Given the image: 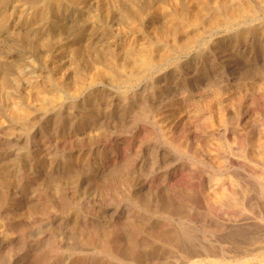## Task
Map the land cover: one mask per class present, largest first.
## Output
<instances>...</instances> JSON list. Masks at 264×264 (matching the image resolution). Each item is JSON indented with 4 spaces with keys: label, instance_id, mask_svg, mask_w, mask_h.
I'll return each mask as SVG.
<instances>
[{
    "label": "rangeland",
    "instance_id": "rangeland-1",
    "mask_svg": "<svg viewBox=\"0 0 264 264\" xmlns=\"http://www.w3.org/2000/svg\"><path fill=\"white\" fill-rule=\"evenodd\" d=\"M28 1L10 0L0 7L1 76L7 81L0 93V117L8 120L0 128V252L4 255L0 253V264H26L28 251L35 256L33 264H136L100 252L108 236L114 251L121 248L120 237L111 234L114 231L135 244L141 259L150 264H188L176 243L155 241L149 230H136L137 225L166 228L173 235L185 232L195 244L219 251L224 246L226 260L231 258L228 262H233L234 252L244 260L254 255L255 242L264 240V199L258 196L256 179L257 172L264 179V0H248L263 4L255 16L216 27L207 24L223 1L230 0H201L208 22L192 28L177 20L179 40L200 29L198 42L181 51L174 49L170 38L152 34L149 8L162 0H116L112 10L116 25L111 27L104 24L101 12L107 0L75 4L60 0L56 2L59 15L47 6L51 0ZM168 1L163 2L170 4L169 12L176 10L180 15L178 9L188 7L187 0ZM41 6L46 14L33 13ZM131 10L138 12L126 19V11ZM157 20L168 21L167 17ZM69 33H77L79 43L107 48L101 59L115 60L118 65L128 58L123 51L130 45L137 50L147 40L156 42L155 50L170 46L175 51L158 69L153 67L137 78L122 71L116 79L104 72L93 77V62L100 57L97 60L95 55L87 57L81 50L64 47V40L72 38ZM36 84L44 93L31 99L29 93L36 92ZM13 101L28 107V116H35L14 122L10 117ZM217 141L224 144L220 161ZM187 142L193 143L191 149ZM212 174L223 176L226 186L239 192L242 207L205 201L217 188Z\"/></svg>",
    "mask_w": 264,
    "mask_h": 264
},
{
    "label": "bare ground",
    "instance_id": "bare-ground-1",
    "mask_svg": "<svg viewBox=\"0 0 264 264\" xmlns=\"http://www.w3.org/2000/svg\"><path fill=\"white\" fill-rule=\"evenodd\" d=\"M7 1H10V0H0V7H2V6H5V4H6V2ZM20 1V0H19ZM21 1H23V0H21ZM30 2H31V0H29ZM28 1V2H29ZM47 1H49V0H47ZM53 1V2H52ZM60 2V0H51V2H50V4L49 3H47V6H50L51 5V7L53 8V13L54 14H58L59 15V11H60V5H59V3L58 4H56V2ZM61 1H64V3L65 4H75V3H77V2H79V1H84V0H61ZM91 1V0H90ZM103 1V0H102ZM134 1V0H133ZM141 1V0H140ZM149 1V0H148ZM164 0H162V1H159V2H156V4H154V6L152 7V8H149V9H151L150 10V12H149V14L148 15H151V18L152 19H150V18H148V19H150V20H152L150 23H152L151 25H152V34H154V35H156L157 37H159V38H170L172 41H173V47H174V49H177V50H179V51H181V50H184V49H188V48H190V46L191 45H193V44H195L196 42H198V40H199V35H198V33H199V30L200 29H198V31H196L197 33H195L194 35H192L191 36V34L193 33H190V35L189 36H187V37H185V39L184 40H179L178 39V28H179V26H178V28L176 27V24L178 23L177 22V20L178 21H180V23L182 24V25H186V26H191L192 28H193V26L195 27V26H199L200 24H203L204 22H208V21H206L205 19H204V17H203V11H204V9H203V2L201 1V0H187V2H188V4H187V6L188 7H185L184 6V4H183V2H182V5L184 6L183 7V10H182V8L180 7V9L181 10H179L178 9V12L180 11V15L179 14H176V10L175 9H173V10H175L174 12L172 11H168V10H166V8L170 5H168V6H166L165 4H164V2H163ZM170 1V0H169ZM168 1V2H169ZM252 1V0H251ZM251 1H249L248 2V0L246 1V0H230V1H223V3L221 4V6L219 7V9H218V11L215 13V15H213V17H211L210 19L211 20H209V22H208V26H210V27H216V26H220V25H223V24H226L229 20H235V21H237L236 19H238V18H240V17H245V16H251V17H253V15L255 16V14L257 13V12H259V9H260V6H262L261 4H259V6H258V2H257V4L254 2V3H251ZM255 1V0H254ZM17 2V1H16ZM36 2V1H35ZM146 2H147V0H146ZM174 2V1H173ZM204 2H206V0L204 1ZM264 2V1H263ZM21 3V2H20ZM37 3V2H36ZM36 3H30L31 4V8L32 7H36L35 6V4ZM43 3V2H42ZM91 3V2H90ZM142 3V2H141ZM145 3V2H144ZM143 3V4H144ZM170 3V2H169ZM177 3V2H176ZM16 4H18V3H16ZM25 4V3H24ZM23 4V5H24ZM43 4H46V3H43ZM42 4V5H43ZM49 4V5H48ZM100 4V3H99ZM150 4V3H149ZM180 4V3H179ZM217 4H219V3H217ZM28 5V4H27ZM80 5V4H79ZM115 5H116V0H107V1H105V3L103 4V10L101 11L102 13H103V22H104V24L107 26V27H111L112 25H114L115 23H116V21H114V19H113V17H112V10L115 8ZM122 5V4H121ZM128 5H129V3H128ZM139 5V4H138ZM147 6H148V4H146ZM173 5H176V4H173ZM181 5V4H180ZM206 5V4H205ZM207 5H208V3H207ZM44 6V5H43ZM63 6V5H62ZM74 6V5H73ZM140 6V5H139ZM152 6V5H151ZM166 6V7H165ZM209 6V5H208ZM12 7V6H11ZM10 6H9V8H11ZM20 7H21V5H20ZM28 7H30L29 5L27 6V8ZM38 7V6H37ZM40 7V6H39ZM38 7V8H39ZM206 7V6H205ZM217 7V8H218ZM263 7H264V5H263ZM43 7L41 6V9H36V8H34L35 9V11L33 12V13H37V14H39V15H44V14H46V12H44V8L42 9ZM47 8H49L50 9V7H46V9ZM92 8V7H91ZM209 8H210V6H209ZM213 8V10L215 9V7H212ZM212 8L210 9V10H212ZM5 9V8H4ZM8 9V8H7ZM29 9V8H28ZM48 9V10H49ZM123 9H124V7H123ZM203 9V10H202ZM78 10V9H77ZM99 10H100V8H98V9H96V11H95V13H94V15L96 16V13L97 12H99ZM127 10V9H126ZM209 10V11H210ZM262 10H263V8H262ZM29 10H26V12H28ZM75 11V10H74ZM115 11V10H114ZM117 11V10H116ZM25 12V13H26ZM48 12V11H47ZM138 12V11H137ZM135 10L132 12V10L131 11H126V13H128V15H129V17L127 16V14H126V19H128V18H131V17H134V15H136V13H137ZM213 12V11H212ZM260 12H262L261 10H260ZM49 13V12H48ZM70 13V12H69ZM90 13V12H89ZM118 13V12H117ZM7 14V13H6ZM147 14V13H146ZM212 14V13H211ZM73 15V14H72ZM118 15V14H117ZM140 15H142V14H140ZM177 15H179V16H177ZM206 17H207V14H204ZM74 16V15H73ZM116 16V15H115ZM114 16V17H115ZM138 17H139V14L137 15ZM144 16H146V15H144ZM212 16V15H211ZM264 16V15H263ZM166 18L167 17V22H158L159 20H157L158 18ZM250 17V18H251ZM257 18H258V16H256ZM261 17V16H260ZM44 18V17H43ZM91 18V17H90ZM247 18V17H246ZM246 18L244 19V21L246 20ZM256 18V19H257ZM14 19V18H13ZM17 19V18H16ZM91 19H93V18H91ZM241 19V18H240ZM239 19V20H240ZM254 19V18H253ZM46 20V19H45ZM56 20V19H55ZM63 20V19H62ZM81 20V19H80ZM79 20V21H80ZM117 20V19H116ZM120 20V19H119ZM149 20V21H150ZM161 20V19H160ZM255 20V19H254ZM261 20V19H260ZM94 21V20H93ZM251 21V20H250ZM75 22V21H74ZM127 22H129L128 20H127ZM147 22V21H146ZM254 22V21H253ZM15 23V22H14ZM36 23H37V21H36ZM68 23V22H67ZM77 23V22H76ZM80 23V22H79ZM78 23V24H79ZM130 23V22H129ZM145 23V22H144ZM239 23V22H238ZM237 23V24H238ZM242 23V22H241ZM245 23H247V22H245ZM132 24H133V22H132ZM138 24H140V23H138ZM263 24V23H262ZM35 25V24H34ZM116 25V24H115ZM124 25H125V23H124ZM135 25V24H134ZM133 25V26H134ZM228 25H229V23H228ZM228 25H227V28H228ZM233 25V24H232ZM241 25V24H240ZM248 25V24H247ZM70 26V25H69ZM77 26V25H76ZM122 26V25H121ZM120 26V27H121ZM139 26V25H138ZM137 26V27H138ZM226 26V25H225ZM230 26H231V24H230ZM244 26V25H243ZM23 27V26H22ZM135 28H137L136 27V25L134 26ZM12 28V27H11ZM13 28H14V26H13ZM25 28V27H24ZM27 28V27H26ZM52 28V27H51ZM58 28V27H57ZM56 28V29H57ZM63 28V27H62ZM84 28V27H83ZM86 28V27H85ZM88 28V27H87ZM135 28H133V30L132 31H134V29ZM187 28V27H186ZM238 27H236V29H237ZM43 29V28H42ZM75 29V28H74ZM150 29V28H149ZM202 29V28H201ZM210 29V28H209ZM215 29L216 28H214V31H215ZM231 29V28H230ZM15 30V29H14ZM70 30V29H69ZM68 30V31H69ZM126 31H127V29H125ZM189 30V29H188ZM196 30V29H195ZM203 30V29H202ZM225 30V29H224ZM228 30V29H227ZM240 30V29H239ZM17 31V30H16ZM30 31V30H29ZM39 31V30H38ZM66 31V30H65ZM93 31V30H92ZM182 31H184V30H182ZM204 31H208V30H205V28H204ZM204 31H203V33H204ZM211 31V30H210ZM213 31V32H214ZM233 31V30H232ZM21 32H22V30H21ZM137 32V31H136ZM180 32V31H179ZM186 32V31H185ZM217 32V31H216ZM248 32V31H247ZM43 33V32H42ZM90 33V32H89ZM128 33V32H127ZM189 33V32H188ZM201 33H202V31H201ZM202 33V34H203ZM206 33V32H205ZM209 33V32H208ZM211 33V32H210ZM241 33H242V31H241ZM24 34V33H23ZM22 34V35H23ZM31 34V33H30ZM29 34V35H30ZM57 34V33H56ZM70 34V33H69ZM83 34V33H82ZM126 34V33H125ZM129 34V33H128ZM182 34V33H181ZM186 34V33H185ZM239 34H240V32H239ZM244 34H245V32H244ZM243 34V35H244ZM18 35V34H17ZM25 35V34H24ZM71 35V34H70ZM70 35H69V37H70ZM79 35V34H78ZM88 35V34H87ZM92 35V34H91ZM150 35V34H149ZM204 35V34H203ZM246 35V34H245ZM26 36V35H25ZM32 36V35H31ZM38 36V35H37ZM36 36V37H37ZM59 36V35H58ZM93 36V35H92ZM118 36H120V35H118ZM184 36V35H183ZM230 36V35H229ZM233 36H236V35H233ZM240 36H241V34H240ZM46 37V36H45ZM61 37V36H60ZM71 37L72 38H74V39H68V40H64V42H63V44L64 45H66V46H64V47H66V48H68L69 50L71 49L73 52L74 51H76V50H81L82 52H83V54H85L87 57H91V56H96V58H97V60H98V58L102 55V54H104V51L107 49V48H105V50H102V48H100V49H95L96 47V43L95 44H93V43H79L78 42V39L76 38L77 37V33L75 34V35H71ZM131 37V36H130ZM147 37V36H146ZM232 37V36H231ZM230 37V38H231ZM41 38V37H40ZM51 38H52V35H51ZM58 38V37H57ZM184 38V37H183ZM201 38V37H200ZM203 38V37H202ZM241 38V37H240ZM243 38H245L244 36H243ZM27 39V38H26ZM42 39V38H41ZM54 39H55V37H54ZM219 39H221V38H219ZM225 39V38H224ZM242 39V38H241ZM60 40V39H59ZM86 41H87V39H85ZM147 40V39H146ZM200 40H202V39H200ZM223 40V39H222ZM226 40V39H225ZM61 41V40H60ZM90 41V40H89ZM97 41V40H96ZM133 41H134V39H133ZM143 41V40H142ZM169 41V40H168ZM220 40H218V42H219ZM40 42V41H39ZM57 42V41H56ZM62 42V41H61ZM129 42H130V39H129ZM136 42H138L137 40H136ZM141 42V41H140ZM167 42V41H166ZM165 42V43H166ZM223 42V41H222ZM221 42V43H222ZM58 43V42H57ZM128 43V42H127ZM155 41H152V40H147V41H144L141 45H138L139 46V48H137V50H134L136 47V45L134 46L135 48L134 49H132V45H130V48H127L126 49V51H123V52H125V54H127V56H128V58H125V59H122L123 61L118 65L117 64V62L115 61V60H109L108 61V59H106V58H103V59H101V57L99 58V60L98 61H96V62H93V69H92V76L93 77H99L103 72L104 73H106L108 76H110V77H113L114 79H116V74H117V72L119 71V73H120V71H122V72H124V74H126L127 76H129L130 78H137L138 76H141V75H143L144 73H146V72H148V70L149 69H151V68H153V67H157V69H158V66H160L161 65V63L162 62H164V60L165 59H168L173 53L171 52V50L174 52L175 50L173 49V48H171L170 46L169 47H167V48H165V49H161V48H159V49H161V50H155ZM172 43V42H171ZM170 43V44H171ZM220 43V42H219ZM54 44V43H53ZM136 44V43H135ZM158 44V43H157ZM159 44H162V43H159ZM167 44H169V42H167ZM169 44V45H170ZM235 44V43H234ZM129 45V44H128ZM172 45V44H171ZM200 45V44H199ZM37 46V45H36ZM35 46V47H36ZM99 46V45H98ZM63 46H61V48H62ZM105 47V46H104ZM108 47V46H107ZM110 47V46H109ZM162 47H163V45H162ZM165 47V46H164ZM193 47V46H192ZM58 48V47H57ZM99 48V47H98ZM112 48V47H111ZM123 48H124V46H123ZM126 48V47H125ZM171 48V49H170ZM191 49V48H190ZM41 50V49H40ZM59 50V49H58ZM114 50V49H113ZM119 50V49H118ZM81 51H79V53L81 52ZM117 51V50H116ZM42 52V51H41ZM118 52V51H117ZM122 52V53H123ZM186 52H187V50H186ZM185 52V53H186ZM188 53V52H187ZM190 53V52H189ZM70 54V53H69ZM81 54V53H80ZM121 54V53H120ZM124 54V53H123ZM176 53H174V55H175ZM179 54V53H178ZM182 54V53H181ZM184 54V53H183ZM62 55V54H61ZM199 55V54H198ZM58 57H59V55H57ZM64 56V55H63ZM65 56H68V55H65ZM124 56V55H123ZM178 56V55H177ZM57 57V58H58ZM70 57V56H69ZM73 57V56H72ZM125 57V56H124ZM172 57V56H171ZM60 58V57H59ZM71 58V57H70ZM94 60V59H93ZM119 60V59H118ZM178 60H180V59H178ZM0 61H1V59H0ZM60 62V61H59ZM64 62V61H63ZM90 62H92V61H90ZM167 62V61H166ZM187 62V61H186ZM57 63V62H56ZM55 63V64H56ZM108 64H109V66H108ZM64 65V64H63ZM67 65V63H65V66ZM91 66H92V64H91ZM3 66H2V63H0V93H2L5 89H6V87H7V81L5 80L6 78L5 77H3V76H1L2 75V68ZM102 69V70H101ZM63 70V69H62ZM149 72H150V70H149ZM148 72V73H149ZM147 73V74H148ZM59 74H61V73H59ZM71 74V73H70ZM4 75V74H3ZM8 75V74H7ZM53 75V74H52ZM118 75V74H117ZM73 76V75H72ZM89 76H90V74H89ZM108 76H107V78H108ZM49 77V76H48ZM53 77V76H52ZM68 77V76H67ZM254 77V76H253ZM72 78V77H71ZM75 78H77V77H75ZM74 78V79H75ZM88 78V77H87ZM89 78H91V76L89 77ZM89 78H88V80H89ZM105 78V77H104ZM112 78V79H113ZM121 78V77H120ZM123 78H125V77H123ZM128 78V77H127ZM130 78H128V79H130ZM143 78V77H142ZM66 79V78H65ZM84 79V78H83ZM102 79V78H101ZM72 80V79H71ZM86 80V79H85ZM95 80H96V78H95ZM122 80V79H121ZM131 80V79H130ZM137 80V79H136ZM141 80V79H140ZM38 81H40L39 79H38ZM54 81V80H53ZM96 81H98V80H96ZM99 81H100V79H99ZM102 81V80H101ZM115 81H118V80H115ZM13 82V81H12ZM37 82V81H36ZM41 82V81H40ZM48 82V81H47ZM58 82V81H57ZM95 82V81H94ZM110 82V81H109ZM111 82H112V80H111ZM121 82V81H120ZM123 82V81H122ZM125 82V81H124ZM128 82V81H127ZM132 82V81H131ZM135 82V81H134ZM139 82V81H138ZM137 82V83H138ZM71 83H73V82H71ZM126 83V82H125ZM124 83V84H125ZM133 83V82H132ZM136 83V84H137ZM13 84V83H12ZM52 84V83H51ZM129 84H130V82H129ZM129 84H128V86H129ZM43 85V84H42ZM66 85V84H65ZM70 86L69 87H71V84H69ZM73 85H74V83H73ZM131 85V84H130ZM138 85H140V83L138 84ZM45 86V85H44ZM57 86H58V84H57ZM64 86V85H63ZM75 86V85H74ZM120 86V85H119ZM131 86H133V85H131ZM32 87V86H31ZM35 87H38V85L36 84L35 86H34V89H35ZM78 87H79V85H78ZM117 87H118V85H117ZM124 87V86H123ZM126 87H127V85H126ZM140 87V86H139ZM10 88V87H9ZM52 88H53V86H52ZM64 88H66V87H64ZM132 88V87H131ZM32 89V88H31ZM33 89V90H34ZM51 89V88H50ZM49 89V90H50ZM60 89V88H59ZM124 89V88H123ZM22 90H23V88H22ZM27 90V89H26ZM56 91H57V89H55ZM63 90V89H62ZM67 90V89H66ZM74 90H76V88L74 89ZM78 90V89H77ZM125 90V89H124ZM134 90V89H133ZM142 90V89H141ZM140 90V91H141ZM35 91V90H34ZM71 91V90H70ZM126 91V90H125ZM8 92V91H7ZM25 92V91H24ZM77 92V91H76ZM11 93V92H10ZM27 93V92H26ZM25 93V94H26ZM44 93V91H42L39 87H38V89L36 90V92H30L29 93V96L30 97H32L31 99H35L36 97H39L40 95H42ZM53 93H55V92H53ZM61 93H62V91H61ZM70 93V92H69ZM57 94V93H56ZM66 94V93H65ZM147 94V93H146ZM138 95V94H137ZM140 95V94H139ZM141 95H142V93H141ZM44 96V95H43ZM54 96V95H53ZM52 96V97H53ZM57 96V95H56ZM59 96V95H58ZM73 96V95H72ZM45 97H47V96H45ZM49 97H51L50 95H49ZM140 97V96H139ZM142 97V96H141ZM145 97V96H144ZM11 98V97H10ZM22 98V97H21ZM48 98V97H47ZM59 98H61L60 96H59ZM52 99V98H51ZM178 99V98H177ZM4 100V99H3ZM18 100V99H17ZM42 100V99H41ZM56 100V99H55ZM52 101V100H51ZM146 102H145V104L147 103V100H145ZM175 101H177V100H175ZM229 101V100H228ZM234 101H236V100H234ZM19 102V101H18ZM18 102H14L13 101V103H11L10 102V104H12V107H11V115H10V117H12L14 120V122H16V120L17 121H20V120H23L24 121V119H26L27 117H30L31 115H33V113H31V115H27V109H29L28 107H27V109L24 107V105L22 106L21 104H19ZM46 102H47V99H46ZM50 102V101H49ZM230 102V101H229ZM232 102V101H231ZM6 103V102H5ZM9 103V102H8ZM29 103V102H28ZM168 103V102H167ZM175 103V102H174ZM177 103H178V101H177ZM182 103V102H181ZM238 103H240L239 101H238ZM24 104H25V102H24ZM230 104V103H229ZM29 105V104H28ZM179 105H181V104H179ZM231 105V104H230ZM234 105V104H233ZM236 105H237V103H236ZM30 106V105H29ZM238 106V105H237ZM173 107H175V105H173ZM32 108V107H31ZM34 109H36L35 107H33ZM178 108V107H177ZM33 110V109H32ZM32 110H31V112H32ZM37 110V109H36ZM38 111V110H37ZM29 112V111H28ZM142 112V111H141ZM141 112H139V114H141ZM7 113V112H6ZM30 113V112H29ZM28 113V114H29ZM2 114V113H1ZM0 114V115H1ZM8 114V113H7ZM35 114V113H34ZM142 114H144V113H142ZM33 116H35V115H33ZM5 118V117H4ZM7 118V117H6ZM9 118V117H8ZM34 118V117H33ZM141 118V117H140ZM142 118H143V116H142ZM11 119V118H10ZM10 119H9V121H10ZM30 119V118H29ZM12 120V119H11ZM144 120V119H143ZM3 121H6V123H7V121L8 120H2V117H0V128H1V126H5V123L3 122ZM31 121H32V119H31ZM187 121V120H186ZM13 122V124H15ZM9 123V122H8ZM24 123L25 122H23V125H24ZM188 123H189V121H188ZM227 124V123H226ZM18 125V124H17ZM22 125V124H21ZM20 125V126H21ZM26 125V124H25ZM12 126V125H11ZM10 126V127H11ZM8 127V126H7ZM10 127H8V128H10ZM3 128H5V127H3ZM11 129H13V128H11ZM197 129V128H196ZM1 130H4V129H1ZM9 131V130H8ZM2 132V131H1ZM6 132V131H5ZM157 132V131H156ZM196 132V131H195ZM4 133V132H3ZM190 133V132H189ZM169 135V134H168ZM193 135V134H192ZM194 135H195V133H194ZM44 138V137H43ZM156 138V137H155ZM252 138V137H251ZM38 139V138H37ZM39 139H40V137H39ZM191 139V138H190ZM251 140V139H250ZM253 140V139H252ZM41 142V141H40ZM202 142V141H201ZM250 142V141H249ZM42 143V142H41ZM44 143V142H43ZM46 143V142H45ZM202 143H205L204 141L202 142ZM202 143H201V145H202ZM206 143H209V142H206ZM217 143H218V145H217V147H216V150H217V158L219 159V161L220 160H222V157H221V155H222V148H223V146L222 145H224L223 143H222V145L217 141ZM251 143V142H250ZM256 143V142H255ZM257 143H259V142H257ZM35 144V143H34ZM184 144V143H183ZM191 144H193V143H188L187 142V145L186 146H189L190 147V149H191ZM39 145H40V143H39ZM44 145V144H43ZM208 145V144H207ZM207 145L205 144L204 146H206L207 147ZM210 145V144H209ZM208 145V146H209ZM251 145V144H250ZM257 145V144H256ZM262 145H264V144H262ZM177 146V145H176ZM193 146V145H192ZM212 146V145H211ZM35 147H36V145H35ZM42 147V146H41ZM49 147V146H48ZM184 147V146H183ZM194 147V146H193ZM225 147V146H224ZM227 147V146H226ZM260 147V146H259ZM38 148V147H37ZM44 148V147H43ZM177 148V147H176ZM186 149V148H185ZM189 149V150H190ZM199 149V148H198ZM198 149H196V150H198ZM200 149H202L201 148V146H200ZM207 149H209V148H207ZM212 148H210V150H211ZM35 150V149H34ZM34 150H33V153H34ZM39 150V149H38ZM46 150V149H45ZM189 150H187V151H189ZM205 150H206V148H205ZM209 150V151H210ZM47 151V150H46ZM213 151H215V149L213 150ZM231 151V150H230ZM204 152V151H203ZM227 152V151H226ZM214 153H216V152H214ZM35 154V153H34ZM43 154V153H42ZM191 154V153H190ZM204 154V153H203ZM242 154V153H241ZM243 154H245V153H243ZM240 155V154H239ZM39 156V155H38ZM197 155L195 154V156H191L190 155V157H196ZM198 156H200V153L198 154ZM246 156V155H245ZM245 156L243 157V158H245ZM36 157V156H35ZM224 157V156H223ZM248 158H252V157H250V156H247ZM39 159L41 158V156L40 157H38ZM43 158V157H42ZM41 158V159H42ZM225 158V157H224ZM196 159V158H195ZM242 159V158H241ZM245 159H247V158H245ZM201 160V159H200ZM215 160V159H214ZM248 160H250L251 162H254L252 159H248ZM256 160V159H255ZM225 162V160L223 161V163ZM250 162V163H251ZM222 163V162H221ZM256 163H258V162H256ZM255 163V164H256ZM219 165H221V164H219ZM192 166H194V165H192ZM254 166V165H253ZM10 167V166H9ZM190 167V166H189ZM224 168V167H223ZM258 168V167H257ZM6 169V168H5ZM16 169V168H15ZM222 169V168H221ZM221 171V170H220ZM224 171V170H223ZM257 171V170H256ZM262 172V171H261ZM260 172V173H261ZM214 173V172H213ZM258 173V172H257ZM256 173V179H257V184H258V186H259V193H260V195L258 194V196H261V198H263L264 199V179L262 178L263 177V175H261V177L258 175ZM262 173H264V171L262 172ZM217 174V173H216ZM213 175V174H212ZM220 175V174H219ZM7 176V175H6ZM6 176H4V177H6ZM209 176V175H208ZM221 176V175H220ZM255 176V175H254ZM222 178H224L223 176H221ZM221 177H217L215 174L212 176V180H214L215 182L214 183H216V185L215 186H217V188L216 189H213V187H211L213 190H215L214 191V193H210L209 191V193L205 196L206 197V199H205V201L207 202V203H212V205H213V203H215L216 201H218L219 202V204H220V202L222 203V204H224V203H226V204H234L235 206H237V207H242L241 205H240V203L241 202H239L240 200V198L238 199V197H237V193H239L238 191H234L232 188H229V187H227L226 185V181H224ZM232 178V177H231ZM230 178V179H231ZM253 179H255L254 177H252ZM62 179V178H61ZM61 179H59V180H61ZM255 179V180H256ZM44 180V179H43ZM58 180V181H59ZM223 180V181H222ZM233 180V179H232ZM234 181V180H233ZM233 181H231V183L233 182ZM238 181H239V179H238ZM238 181H235V182H237V183H239ZM234 182V183H235ZM44 183H45V181H44ZM212 184V183H211ZM57 185V184H56ZM213 185V184H212ZM213 185V186H214ZM230 185V184H229ZM39 186V185H38ZM45 186V185H44ZM59 186V185H58ZM232 186H234V185H232ZM236 186V185H235ZM242 186V185H241ZM249 186V185H248ZM40 187H41V184H40ZM43 187V186H42ZM47 187V186H46ZM49 187V186H48ZM251 186H249V188H250ZM46 189V188H45ZM241 189V188H240ZM247 189V188H246ZM246 189H244V191H243V189H242V191L243 192H247L246 191ZM207 193V192H206ZM204 195V194H203ZM247 195V194H246ZM250 195V194H249ZM20 197H22V196H20ZM244 197V196H243ZM203 198V197H202ZM248 198V197H247ZM1 199V198H0ZM21 199V198H20ZM192 199V198H191ZM196 199H197V197H196ZM263 199H261V200H263ZM213 200H214V202H213ZM216 200V201H215ZM47 201V200H46ZM59 201V200H58ZM174 201V200H173ZM264 201V200H263ZM262 201V202H263ZM20 202L21 201H19V203L18 204H20ZM23 202V201H22ZM21 202V203H22ZM205 202V203H206ZM260 202V201H259ZM186 203V202H185ZM179 204V203H178ZM218 204V205H219ZM221 204V205H222ZM170 205V204H169ZM179 205H181V204H179ZM200 205V204H199ZM211 205V206H212ZM216 205H217V203H216ZM221 205H219V206H221ZM243 205V204H242ZM223 206V205H222ZM173 207H174V205H173ZM181 207H183L182 205H181ZM210 207V206H209ZM212 208V207H211ZM211 208H210V210H211ZM225 208V207H224ZM212 209H214V208H212ZM242 210V209H241ZM245 210V209H244ZM211 215V214H210ZM213 215V214H212ZM212 215H211V217H212ZM14 219H15V217H13ZM232 218H234V217H232ZM235 219V218H234ZM12 220V219H11ZM11 220H9V221H11ZM216 220V219H215ZM225 220V219H224ZM228 220V219H227ZM230 220V219H229ZM233 220V219H232ZM236 221H237V219H235ZM223 221V220H222ZM226 221V220H225ZM224 221V222H225ZM16 222V221H15ZM223 223V222H222ZM223 225H224V223H223ZM222 225V226H223ZM11 226V225H10ZM141 225H137V226H135L137 229L136 230H149V232L148 233H150V236L152 237V239L154 238V240L156 239L157 241H169L170 240V242L171 241H173V243H176L181 249H182V254L183 255H185V256H183V257H186L187 259H188V264H200L201 262L203 263V261H208L210 264H264V240H257V241H259V242H255L256 244L254 245V246H256L257 248L256 249H254V251H256L255 253H254V255H250V256H248V257H246L245 259L246 260H244L243 259V257H242V259H241V257H240V254L239 253H237V252H234V254H232V257H233V262H228V261H230V259L227 261L226 260V252L223 250V247L224 246H221L220 244H218V247H219V245L221 246V247H219L220 248V251L216 248V249H214V248H209L208 246H206V245H202V244H195L193 241H195V240H193L191 237H193V236H191V237H188L186 234H185V232H180V234H178L177 232V234H175V235H173V234H169V231H167L166 230V228L164 229H154V228H150V229H148L147 227V225H143L142 227H140ZM165 227H166V225H165ZM234 228H235V226H233ZM156 228V227H155ZM237 228V227H236ZM11 229V228H10ZM177 229H179V228H177ZM176 229V230H177ZM221 229V228H220ZM14 230H16L15 228H14ZM169 230H171V229H169ZM175 230V231H176ZM223 230V229H222ZM230 230V229H229ZM237 230V229H236ZM256 230V229H255ZM179 231H180V229H179ZM223 232V231H222ZM228 232V231H227ZM230 232V231H229ZM93 233H95V232H93ZM106 233H108V232H106ZM173 233V232H172ZM186 233H189V232H187L186 231ZM111 234L113 235V234H115V235H118L120 238V241H121V244H120V241H119V244L120 245H118V246H121V248H120V250H119V248H117L115 251L111 248V246H110V243L108 242L109 241V238H110V236H108V237H106L105 239H104V244H103V248L101 247V250H100V252H105V253H107V255H110V256H112V257H116L117 256V258H121L120 256H123V259H126V260H128L130 263H136V264H150V262H146L145 260H143V259H141L142 258V255L139 253V251H138V249H136V246H135V244H133V243H130L127 239H125V238H123V234L122 233H120V232H118V231H114V232H111ZM91 235V234H90ZM105 235V234H104ZM89 236V235H88ZM95 236V235H94ZM248 237V236H247ZM255 237V236H254ZM93 238V237H92ZM95 238V237H94ZM85 239V238H84ZM98 239V238H97ZM102 239V238H101ZM257 239H258V237H257ZM259 239H261V238H259ZM94 240V239H93ZM92 239H91V242L93 241ZM155 240V241H156ZM239 241V240H238ZM237 241V242H238ZM95 242V240L92 242V244ZM169 242V243H170ZM251 242V241H250ZM254 242V241H253ZM103 242L101 241V243L100 244H102ZM166 243V242H165ZM172 243V242H171ZM2 244V243H1ZM165 244H163V246H164ZM169 245V244H168ZM170 246H172V244L170 245ZM178 246H177V248H178ZM197 246H199V247H197ZM210 246V245H209ZM35 247V246H34ZM33 247V248H34ZM212 247V246H211ZM214 247V246H213ZM216 247V246H215ZM212 249V251L211 252H208L206 249ZM0 249H2V248H0ZM4 249V248H3ZM225 249V248H224ZM226 249H227V247H226ZM122 250H123V252H122ZM229 250V249H228ZM0 251H2V250H0ZM181 251V250H180ZM218 253H217V252ZM30 251H28L27 252V255H26V261H28V262H26V264H30V263H32L33 261H31L32 259H33V257H35L34 256V254L33 253H29ZM202 252H204L203 254H202ZM229 252H232V251H230L229 250ZM228 252V254H231V253H229ZM1 253V252H0ZM123 255H122V254ZM206 253V254H205ZM6 254V253H5ZM57 254H58V252H57ZM1 255H3L2 253H1ZM4 256V255H3ZM2 256V257H3ZM206 258H205V257ZM231 256V255H230ZM42 257V256H41ZM5 258V257H4ZM7 258V257H6ZM2 260V259H1ZM124 261V260H123ZM5 262V261H4ZM3 262V263H4ZM75 263V262H74ZM124 264H125V262H123ZM23 264V263H22ZM33 264V263H32ZM80 264V263H79ZM90 264V263H89Z\"/></svg>",
    "mask_w": 264,
    "mask_h": 264
}]
</instances>
